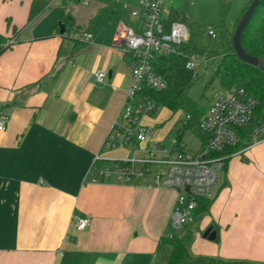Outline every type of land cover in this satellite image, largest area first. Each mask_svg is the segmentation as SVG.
<instances>
[{
	"label": "crops",
	"instance_id": "obj_1",
	"mask_svg": "<svg viewBox=\"0 0 264 264\" xmlns=\"http://www.w3.org/2000/svg\"><path fill=\"white\" fill-rule=\"evenodd\" d=\"M138 1L54 0L28 23L31 0H0V36L16 41L0 54V110L10 115L0 131V264H165L170 246L158 243L187 233L194 256L264 264V141L229 158L206 211L179 231L169 225L177 191L150 175L90 181L95 156L113 167L163 147L146 116L145 141L105 144L131 85L133 57L119 35ZM66 12L74 21L60 35ZM75 214L86 229L75 228Z\"/></svg>",
	"mask_w": 264,
	"mask_h": 264
},
{
	"label": "built area",
	"instance_id": "obj_2",
	"mask_svg": "<svg viewBox=\"0 0 264 264\" xmlns=\"http://www.w3.org/2000/svg\"><path fill=\"white\" fill-rule=\"evenodd\" d=\"M88 0H82L86 3ZM167 13L163 10V0H139L131 10L135 22L125 26L119 35L121 50L132 55L131 85L126 92L124 105L120 115L114 121L112 129L105 141L109 147H125L133 141L143 142L148 136L147 128L142 124V118L156 112L158 106L153 100L138 97L143 87L156 91L166 89V82L157 74L153 63L157 55H170L176 52V46L189 41L190 31L185 24L174 21L166 23ZM207 36L216 38L214 27H206ZM92 34L83 33L79 36L82 42L90 41ZM14 38L0 42V50L9 48L15 43ZM204 55L192 54L186 62V69L194 68L203 60ZM106 72L97 70L94 82L104 83ZM259 101L249 95L244 89L232 87L222 90L211 100L207 111L201 118L199 127L206 136L204 148L195 154L177 150L170 152L154 143L145 157H129L118 161L113 167L98 165L101 161L95 156L89 177L91 182H98L115 177L129 181L132 176L144 177L150 175L155 184L177 191V197L169 217L172 231H179L185 225L194 222V211L198 199H210L218 188L225 160L240 153L243 149L264 141V110L260 122L251 130L247 146L241 150L229 153L230 148L237 146L240 140V130L251 122L252 115ZM188 116L183 124H186ZM10 115L0 110V131L5 130ZM157 152L170 155L159 158ZM213 154H216L212 156ZM152 166L159 169L153 171ZM75 228L79 231L87 228L89 220L75 214Z\"/></svg>",
	"mask_w": 264,
	"mask_h": 264
},
{
	"label": "trees",
	"instance_id": "obj_3",
	"mask_svg": "<svg viewBox=\"0 0 264 264\" xmlns=\"http://www.w3.org/2000/svg\"><path fill=\"white\" fill-rule=\"evenodd\" d=\"M53 1L54 0H31L28 23L34 21L43 14ZM59 1L63 4H67L68 2H82V0ZM251 2L252 0L247 1L236 20L234 28L230 33L231 41L228 46L222 52L213 55V58H216L217 62L213 70L212 81H217L222 90H228L232 87L244 89L249 95L254 96L259 101V105L253 112L250 124L245 129L240 130V140L236 147L229 149V153L241 150L247 146L249 133L260 122L262 110H264V70L239 59L232 48V35L236 24ZM59 20L60 23L65 24L67 28V26H70L74 21V17L69 12H66L60 16ZM165 21L166 23L178 21L185 24L187 27H192L194 25L182 10L175 8L169 10L165 17ZM222 25H224V11L221 12L219 25H212V27L218 29ZM5 40V37L0 36V42ZM240 42L245 53L264 62V0H259L252 18L241 33ZM4 50H6V48L1 49L0 54ZM201 53L202 52H198L190 47L188 42H185L176 46L175 53L170 55H157L153 67L157 74L166 82V89L163 91H156L145 86L138 95L141 99L153 100L157 106L161 105L172 113L178 110H184L186 113L185 117H189L184 126L191 128L200 138L202 142L200 150L204 148L206 136L200 130L199 123L207 111L209 104L205 107H199L188 96L187 90L195 74L194 71L186 69L185 65L190 55H203ZM183 148L184 145L181 143L179 137L176 149L183 151ZM214 155L216 154L212 156ZM228 160L229 158L225 160V167ZM208 205L209 202L207 199H198L194 214H202L206 211ZM190 241V233L182 236L173 235L169 238L162 239L158 243L159 247L164 245L170 246V254L165 264H260L244 260H223L213 257L194 256L189 249Z\"/></svg>",
	"mask_w": 264,
	"mask_h": 264
},
{
	"label": "rangeland",
	"instance_id": "obj_4",
	"mask_svg": "<svg viewBox=\"0 0 264 264\" xmlns=\"http://www.w3.org/2000/svg\"><path fill=\"white\" fill-rule=\"evenodd\" d=\"M166 9H180L194 23L189 27L190 38L188 45L204 55L194 68L195 76L192 77L188 87V96L199 107L210 104L217 93L222 89L217 81H212L213 70L216 66L214 54L222 52L231 41V35L240 15L236 11L237 0H164ZM235 2V3H234ZM230 4V5H229ZM232 4V7H230ZM224 11V25L215 29L216 38L207 36V26L219 25L221 12ZM185 111L178 110L172 113L167 108L159 105L156 112L145 118V124L152 132L153 142H160L169 151L174 150L180 137L184 151L195 154L200 150L201 140L191 128L185 127ZM201 151V150H200ZM157 157H162L160 154Z\"/></svg>",
	"mask_w": 264,
	"mask_h": 264
},
{
	"label": "water",
	"instance_id": "obj_5",
	"mask_svg": "<svg viewBox=\"0 0 264 264\" xmlns=\"http://www.w3.org/2000/svg\"><path fill=\"white\" fill-rule=\"evenodd\" d=\"M258 3L259 0H252L248 8L244 11L240 19L238 20L232 35V48L239 59L250 65L256 66L264 70V62H261L258 58L250 56L247 53H245L240 42L241 33L243 29L246 27V25L249 23L250 19L252 18ZM58 25L60 28L59 34L63 35L65 32L64 25L62 23H59Z\"/></svg>",
	"mask_w": 264,
	"mask_h": 264
}]
</instances>
